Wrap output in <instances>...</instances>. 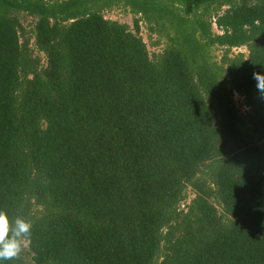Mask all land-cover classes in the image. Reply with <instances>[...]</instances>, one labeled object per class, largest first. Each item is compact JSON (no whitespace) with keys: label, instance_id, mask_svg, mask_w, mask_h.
Masks as SVG:
<instances>
[{"label":"trees","instance_id":"trees-1","mask_svg":"<svg viewBox=\"0 0 264 264\" xmlns=\"http://www.w3.org/2000/svg\"><path fill=\"white\" fill-rule=\"evenodd\" d=\"M253 72L264 0H0V264H264Z\"/></svg>","mask_w":264,"mask_h":264},{"label":"clouds","instance_id":"clouds-1","mask_svg":"<svg viewBox=\"0 0 264 264\" xmlns=\"http://www.w3.org/2000/svg\"><path fill=\"white\" fill-rule=\"evenodd\" d=\"M252 78L256 81V89L261 99H264V74L253 72ZM16 227L9 236L10 227L7 214L0 211V258L12 259L21 251V244L25 243L24 238L30 235L31 224L18 218L15 221Z\"/></svg>","mask_w":264,"mask_h":264},{"label":"rangeland","instance_id":"rangeland-1","mask_svg":"<svg viewBox=\"0 0 264 264\" xmlns=\"http://www.w3.org/2000/svg\"><path fill=\"white\" fill-rule=\"evenodd\" d=\"M104 16L106 17V19H110V20L117 21V22L122 23V24H126L131 29L133 27L132 26L133 18L128 14L122 13V12L117 11V10H115V11L113 10L111 12L106 13ZM31 20H32L31 18L26 19L24 26L30 25ZM139 27H140L139 36L143 39V41L147 45V49L149 50L150 54L160 52L162 47H163V42H160L158 45H154L156 42V37L154 35H151V36L148 35L146 27L144 24L140 23ZM213 31L215 33H218V31L216 30L214 25H213ZM240 51H241V53L246 54V51L243 48ZM233 52L236 53L237 51L233 50ZM220 53H221L220 50H215L213 52V55L217 57V60L220 57ZM35 54H36V52H35ZM40 56L42 58V55H40ZM234 101H235L236 107L240 110V113H243V111L245 110L243 107L244 103L242 102L243 99L239 98L238 96H235ZM191 197H192V195H190V198ZM24 247L26 248V245H24Z\"/></svg>","mask_w":264,"mask_h":264},{"label":"built area","instance_id":"built-area-1","mask_svg":"<svg viewBox=\"0 0 264 264\" xmlns=\"http://www.w3.org/2000/svg\"><path fill=\"white\" fill-rule=\"evenodd\" d=\"M240 50H241V49H238L237 52H241ZM239 98H240V97H239Z\"/></svg>","mask_w":264,"mask_h":264}]
</instances>
